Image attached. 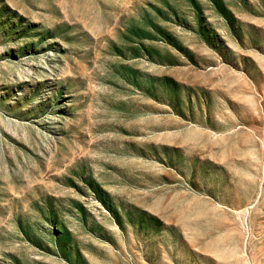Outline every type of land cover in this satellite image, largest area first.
Segmentation results:
<instances>
[{"label":"rangeland","instance_id":"374dc122","mask_svg":"<svg viewBox=\"0 0 264 264\" xmlns=\"http://www.w3.org/2000/svg\"><path fill=\"white\" fill-rule=\"evenodd\" d=\"M0 264H264V0H0Z\"/></svg>","mask_w":264,"mask_h":264}]
</instances>
